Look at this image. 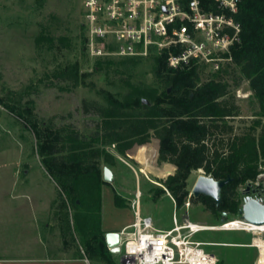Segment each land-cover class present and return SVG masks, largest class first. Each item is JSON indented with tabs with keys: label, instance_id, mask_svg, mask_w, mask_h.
<instances>
[{
	"label": "rangeland",
	"instance_id": "374dc122",
	"mask_svg": "<svg viewBox=\"0 0 264 264\" xmlns=\"http://www.w3.org/2000/svg\"><path fill=\"white\" fill-rule=\"evenodd\" d=\"M85 22L82 0H0V257L71 258L83 255L91 264H106L98 256L88 257L86 232L76 229L74 224L77 209L59 197L58 183L43 163L37 134L27 120L36 121L41 129H49V135L54 131L63 135L75 131L84 136H99L98 147L103 158L105 153L110 154L114 164L109 165L103 158L98 162L101 168L109 165L115 170L116 182L108 184L115 185L125 205H116L115 190L109 186L103 191L102 186L104 227L121 225L133 217L132 202L138 199L135 190L140 189L137 193L143 208L151 211L156 225L171 228L176 205L165 181L178 175L185 176V189L189 191L185 201L190 199L191 202L189 208L185 205L178 208L180 219L188 215L194 222L208 224H221L225 219L231 222V227H240V212L213 213L192 194L199 176H211L203 168L188 170L185 163L160 159L163 128L172 119L179 118L178 114L163 116L159 128L141 135L142 141L136 136L137 141L120 152L119 147L125 145V139L119 143L106 133L112 127L108 123L112 119L83 112L84 98L96 99L107 106L122 103L130 110L125 95L138 86L155 89L156 97L152 101L143 99L173 110L174 114L178 112L176 106L168 103L171 99L165 96V91L171 90L170 82L155 74V58L166 49H153L149 55L137 58L114 53L96 55L88 43ZM98 46L108 52L115 50L113 45ZM227 60L197 59L201 64V82L221 76L232 84L230 89L239 114L226 119V123L233 126V134L246 133L251 131L255 120L261 118L263 123L264 117L259 113L249 81L242 80L239 86L234 85L237 78L225 68ZM190 66L188 62L176 67ZM123 123L120 129L127 128L125 121ZM260 128L255 131L257 135ZM151 136L159 139L155 154L148 145ZM146 149L149 154L142 162L141 156ZM259 162L264 178V163L262 159ZM250 183L238 189L241 206L245 196L243 190ZM256 235L264 239V233L238 229H207L193 238L228 242L204 245L206 250L218 255L221 264H255L257 248L241 244H250ZM121 256L113 253L114 264H123Z\"/></svg>",
	"mask_w": 264,
	"mask_h": 264
},
{
	"label": "trees",
	"instance_id": "16d2710c",
	"mask_svg": "<svg viewBox=\"0 0 264 264\" xmlns=\"http://www.w3.org/2000/svg\"><path fill=\"white\" fill-rule=\"evenodd\" d=\"M235 18L242 29L239 41L231 46L228 53L223 54L229 57L225 68L231 75H236V87L242 80L249 81L259 104V113L264 117V0H242ZM171 52L179 53L180 46H172L156 56L155 74L170 82L171 90H166L165 96L171 99L168 103L178 109L176 114L173 110L152 104L148 99L152 101L156 92L153 87L147 86H138L134 92L125 95L130 110H126L127 106L122 103L115 102L107 106L96 99L86 98L82 100V110L85 114L112 119L108 122L112 127L106 133L118 142L125 139V145L119 147L120 152L137 140L142 141L141 135L150 129L159 128L163 116L178 114L179 118L172 119L163 128L160 159L176 164L185 163L188 170L203 168L215 179L231 176L233 179L222 189L219 206L209 196L198 197L205 203L206 209L213 213H239V187L255 180L262 171L259 161L262 159L264 163V122L260 118L255 120L251 131L233 134V126L226 123V119L239 114L230 89L232 84L221 76L201 82V64L197 59L190 61L192 66L179 69L169 64L168 55ZM143 97L148 98V103L143 102ZM123 121L127 128L120 129ZM26 122L37 134L39 153L47 171L58 183L59 197L71 202L77 209L74 224L76 229L86 232L88 257L93 259L98 256L102 262L114 264L102 225V186L109 182L103 180V168L98 162L103 158L98 147L99 136H84L75 131L64 135L54 131L49 135V129H41L36 121ZM259 126L261 128L257 135L255 131ZM225 133L229 136H224ZM136 136L140 137L136 140ZM158 143V138L150 137L148 145L154 149V154ZM148 154L147 149L143 151L142 162ZM113 158L105 153L103 159L113 165ZM177 172L178 168L175 174ZM165 184L175 197L177 207L183 206L189 194L185 189V176L169 177ZM123 201L116 193V205L125 206ZM67 222L69 225L68 219ZM79 257L84 258L83 255ZM218 264H221V260Z\"/></svg>",
	"mask_w": 264,
	"mask_h": 264
},
{
	"label": "built area",
	"instance_id": "2783aa9c",
	"mask_svg": "<svg viewBox=\"0 0 264 264\" xmlns=\"http://www.w3.org/2000/svg\"><path fill=\"white\" fill-rule=\"evenodd\" d=\"M242 0H82L85 10L88 43L96 55L114 53L147 56L153 49L180 46V52L169 53L172 66L192 59L206 62L222 61L231 46L239 41L241 24L235 14ZM102 44L115 46L104 51ZM263 172L251 183L254 196L264 198ZM173 226L158 228L154 217L143 214L140 200L132 202L134 220L119 230L123 264H218L220 258L204 245L220 244L195 240L193 236L207 229H238L226 224H207L192 221L188 215H178ZM190 199L185 201L189 208ZM240 220L246 222L240 218ZM254 238V237H253ZM248 245H253L252 242ZM257 247V246H254Z\"/></svg>",
	"mask_w": 264,
	"mask_h": 264
},
{
	"label": "water",
	"instance_id": "95a60500",
	"mask_svg": "<svg viewBox=\"0 0 264 264\" xmlns=\"http://www.w3.org/2000/svg\"><path fill=\"white\" fill-rule=\"evenodd\" d=\"M144 103H148L147 99H143ZM103 180L105 182H112L114 180L113 169L109 165L103 166ZM233 178L228 176L222 179H215L212 176L201 175L197 179L192 194L196 197L200 195H205L213 198L217 206L222 202V189L230 182ZM252 184H248L244 190L243 194V204L240 207V214L243 220L253 224H264V202L261 198L254 196L250 193H254L255 189H251ZM224 215L227 212L223 213ZM222 222H225V219H222ZM105 240L108 248L114 254H120V240L121 235L118 230H111L105 233Z\"/></svg>",
	"mask_w": 264,
	"mask_h": 264
},
{
	"label": "crops",
	"instance_id": "0c3cea01",
	"mask_svg": "<svg viewBox=\"0 0 264 264\" xmlns=\"http://www.w3.org/2000/svg\"><path fill=\"white\" fill-rule=\"evenodd\" d=\"M113 172H114V180L116 182L117 176H116V172L114 169H113ZM109 186H111L115 190L114 184L110 185L107 183V184L103 185V191H104V188L109 187ZM138 188H139V186H138ZM136 190H135V197H137L138 200H140V208H141L142 213L152 215L150 210L143 208V203H142L141 197L137 193V192L140 193L141 190L140 189H138V191H136ZM116 193L117 192L115 190V194ZM172 201H173V199H172ZM173 203H174V201H173ZM132 211H133V209H132ZM133 220H134V211H133V217L130 220L126 221L125 223H123L121 225L113 226V227H104L103 226V228L106 232L111 231V230H118L119 231L124 226L132 223ZM223 223H225V222H222L221 224H223ZM213 224H217V223H213ZM155 225H156V223H155ZM235 230H237V229H235ZM218 243L227 244L228 242H218ZM244 244L248 245V243H242L241 245H244ZM0 264H91V263L89 262V260L84 259V258H80V257L56 258V257H50V256H43V257H0ZM255 264H258L257 258L255 260Z\"/></svg>",
	"mask_w": 264,
	"mask_h": 264
},
{
	"label": "bare ground",
	"instance_id": "6f19581e",
	"mask_svg": "<svg viewBox=\"0 0 264 264\" xmlns=\"http://www.w3.org/2000/svg\"><path fill=\"white\" fill-rule=\"evenodd\" d=\"M238 222L241 224V226L238 228H246L247 230H254V232L264 233V224H253L249 222H244L242 220H239ZM225 223H227L226 227L228 228L231 227V222H225ZM252 244L253 245L251 246H257L256 247L258 250L257 263L264 264V239L261 236L256 235L252 240Z\"/></svg>",
	"mask_w": 264,
	"mask_h": 264
}]
</instances>
